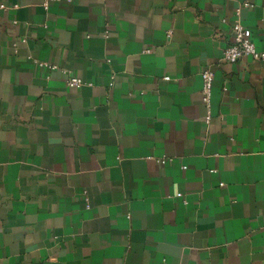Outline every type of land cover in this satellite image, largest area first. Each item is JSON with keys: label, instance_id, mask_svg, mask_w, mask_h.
I'll list each match as a JSON object with an SVG mask.
<instances>
[{"label": "crops", "instance_id": "1", "mask_svg": "<svg viewBox=\"0 0 264 264\" xmlns=\"http://www.w3.org/2000/svg\"><path fill=\"white\" fill-rule=\"evenodd\" d=\"M42 4L0 0V264H264V0Z\"/></svg>", "mask_w": 264, "mask_h": 264}, {"label": "built area", "instance_id": "2", "mask_svg": "<svg viewBox=\"0 0 264 264\" xmlns=\"http://www.w3.org/2000/svg\"><path fill=\"white\" fill-rule=\"evenodd\" d=\"M62 1H70V0H43L42 6L47 9V7L51 3H60ZM249 5H244V7H248ZM5 7L3 5H0V9H4ZM240 9H237V12H239ZM16 23V22H14ZM25 42V41H21ZM251 58L255 61H264V52L258 51L255 47V44L252 40V34L251 31L244 26H242L240 23H235L232 25L231 28V43L224 49L223 51V60L229 64H234L241 60L242 58ZM39 66L46 67L47 69L51 71H59L65 78V84L68 88H80L86 83L74 76H69L68 72L63 69H59L55 65H46V64H39ZM201 79V89H200V97L201 102L205 106L207 110L206 115V122L209 123L210 121V105H211V99H212V89H213V80H214V74L212 71L205 69L200 74ZM165 80H168V78H165ZM155 162L157 163H165L166 159H155ZM180 197V195H178ZM86 208H89V205H86Z\"/></svg>", "mask_w": 264, "mask_h": 264}]
</instances>
